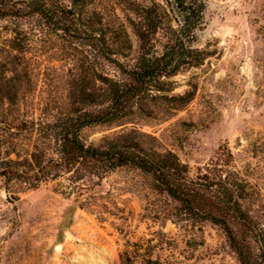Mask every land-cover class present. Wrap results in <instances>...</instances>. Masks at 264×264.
Returning <instances> with one entry per match:
<instances>
[{"label": "rangeland", "instance_id": "374dc122", "mask_svg": "<svg viewBox=\"0 0 264 264\" xmlns=\"http://www.w3.org/2000/svg\"><path fill=\"white\" fill-rule=\"evenodd\" d=\"M85 1L84 11L98 14L111 37L127 35L130 49L116 47L135 57L138 41L125 20L124 0ZM205 3L197 40L201 63L162 78L130 111L80 134L95 144L139 141L170 150L191 175L225 144L232 170L257 193V208L264 205V0ZM87 52L60 32L0 18V120L18 112L53 119L87 109ZM6 69L13 70L8 83ZM51 145L36 132L11 134L1 151L22 158L34 147L50 153ZM19 189L10 201L0 186V264H238L217 226L184 218L133 167H119L85 191L82 208L71 201L62 176Z\"/></svg>", "mask_w": 264, "mask_h": 264}, {"label": "trees", "instance_id": "16d2710c", "mask_svg": "<svg viewBox=\"0 0 264 264\" xmlns=\"http://www.w3.org/2000/svg\"><path fill=\"white\" fill-rule=\"evenodd\" d=\"M124 2L125 20L138 41L135 57L116 47L123 43L130 49L127 35L122 40L111 37L98 14L84 11L85 0H0L1 19L31 23L74 39L86 47L92 66V85L82 89L87 109L53 119L18 112L0 120V186L13 201L19 188L62 176L72 190L71 201L82 208L89 197L85 191L99 186L119 167H133L148 175L184 218L217 226L238 264H264V205L253 207L257 193L232 170L227 145L221 144L213 158L191 175L188 165L170 150L146 148L139 141L95 144L82 138L84 127L124 115L162 78L205 58L197 46L205 23V0ZM12 72L5 70V82L12 79ZM32 132L51 141L50 153L34 147L27 156L15 153L12 158L1 151L9 135Z\"/></svg>", "mask_w": 264, "mask_h": 264}]
</instances>
